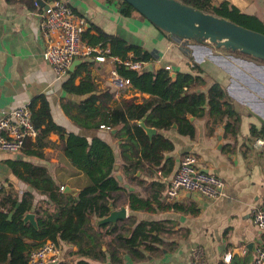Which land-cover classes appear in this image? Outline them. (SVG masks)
Wrapping results in <instances>:
<instances>
[{"label": "crops", "instance_id": "obj_1", "mask_svg": "<svg viewBox=\"0 0 264 264\" xmlns=\"http://www.w3.org/2000/svg\"><path fill=\"white\" fill-rule=\"evenodd\" d=\"M58 1L68 4L84 20L85 29L91 28V35H96L94 27H97L108 35L117 36L129 44L141 47L156 59L151 64L168 68L170 73L189 72V61L192 58V63L198 64L204 71L207 86L217 82L225 88L229 102L240 115L238 131L233 134L226 118L214 122L208 111L202 116L189 115L188 121L194 126L192 138L181 135L176 125L167 130H156L154 134H160L173 144V149L164 154V160L172 161L169 172L162 174L161 168H153L149 172L138 171L135 176L141 179L143 186L127 180L121 170L120 141L113 137L117 129H113L114 133L113 130L104 128L99 131H83L69 119L65 107L74 113L73 104L78 103L80 98L64 92L62 85L68 75L57 78L52 67L43 59L46 42L40 30L39 11L30 9L23 0H0V119L7 110L27 107L35 97L43 95L49 104L54 122L67 131L84 135L88 139L99 136L112 147L117 166L114 171L116 176L122 177V182L117 181L127 192L148 200L152 206L151 212H132L124 205L127 217L133 216L137 222H162L168 225V231L160 235L167 244V248H162L161 255L132 261L122 251V264H190L191 253L196 248L203 250L204 264H250L261 239V233L252 221V214L257 207L264 204V145L258 148L255 146L256 139L264 138H255L250 133L251 126L257 131L264 128L252 115L257 114L264 119L263 61L240 56L254 60L253 63L238 58L239 55L236 54L233 55L236 58L212 55L208 48L189 44H194V41L183 45L181 41L173 39V36L163 35L137 12H133L130 17H124L121 14L123 6L118 0ZM214 1L216 4L228 1L240 12L253 15L264 24V0ZM82 45L89 47L84 42ZM196 52L202 54L198 57L195 56ZM79 60L80 64L85 61L92 62L88 74L97 87V94L108 90L113 95L112 105L120 99L136 97L139 103L142 98L149 97L131 88L125 89L119 95L111 89L109 81L114 70L113 60L102 63H95L88 57ZM220 60L222 65L218 63ZM241 64L254 72L239 74V80L237 66ZM86 75L87 72L82 71L74 84L78 85ZM47 140L50 145L41 148V156L38 157L29 154L28 148L15 153L0 152V181L3 185L0 191V213L6 212L7 207L2 204H7V200L15 199L20 202L26 193H30L33 195V207L22 217L24 226H32L23 221L27 214L34 215L37 224L34 208H38L40 201L46 200L41 191L31 185L30 181L35 178L26 172L25 164L30 165L31 170L44 168L59 187L69 186L80 192L87 184L84 175L72 166L62 152L59 136L51 133ZM187 154L196 157L197 168L214 174L225 183L224 196L207 200L197 194L192 193L190 197H186V193H182L175 200L165 199L168 182L176 173L181 158ZM151 182L160 183L164 186L163 190L154 194L155 190L149 189ZM114 208L119 210L121 207ZM12 217L13 213H9L8 220ZM30 242L31 240L25 239V243ZM103 246L105 245H102V250L106 251ZM58 247L61 255L57 264H75L79 260H86L89 264H111L108 255L106 261L100 263L81 257L77 246L72 244L62 243Z\"/></svg>", "mask_w": 264, "mask_h": 264}, {"label": "trees", "instance_id": "obj_2", "mask_svg": "<svg viewBox=\"0 0 264 264\" xmlns=\"http://www.w3.org/2000/svg\"><path fill=\"white\" fill-rule=\"evenodd\" d=\"M23 1L30 9L36 10L33 0ZM43 1L48 3L52 0ZM118 1L123 6L121 14L124 17H130L136 12L130 5ZM178 1L203 13L224 18L238 26L264 34L262 21L253 15L240 12L228 1L218 4L214 0ZM94 30L96 35L90 34L91 28L84 29L81 41L92 50L101 49L106 58H116L115 71L130 81L132 90L149 97L142 98L139 103L136 97L120 99L112 105L113 95L108 90L97 94V87L88 74L92 62L85 61L73 72H67L68 78L63 82L62 88L67 95L80 98L78 103L73 104L74 113L66 107L65 112L71 122L83 131L117 129L113 137L120 141L121 170L127 180L143 186L141 179L135 176L138 171L149 172L153 168H161L164 174L169 172L172 166L171 159L164 160V154L173 149V144L158 133L149 140L139 125L141 120H144L146 127L157 131L176 125L181 135L192 138L194 126L189 123L188 116H202L208 111L214 122L226 118L233 134L238 131L240 115L229 102L225 88L217 82L207 86L204 71L198 64L192 63V58L189 61V72L175 71V78H172L170 71L164 67L153 72L129 70L123 65L126 60L149 64L155 63L156 59L141 47L129 44L117 36L108 35L97 27H94ZM231 53L248 57L239 52ZM94 55L96 53L92 52L88 58L93 59ZM82 71L87 72V75L75 85L74 81ZM27 108L37 135L34 142L26 141L22 150L28 148L29 154L41 156V148L50 145L47 140L49 134H57L62 152L72 166L84 175L87 184L76 196L66 195L55 185L44 168L31 170L30 165L25 164L26 172L35 178L30 181L31 185L39 189L46 200L40 201L38 208H34V213L37 214V228L24 226L22 222L25 212L33 207V195L26 193L20 202L9 199L7 204H2L7 210L0 213V262L27 264L30 252L46 241L56 246L62 243L77 246L81 257L100 263H104L108 255L111 264H122V251L132 261L161 255L162 248H167V244L160 238L162 233L168 231L166 223L137 222L133 216L117 221L113 228L110 224L96 226L94 223L96 219H102L109 214L110 202L114 207L125 205L132 212L152 211L148 200L127 192L117 181L112 147L99 136L88 139L84 135L67 131L54 122L49 104L43 95L35 97ZM230 129L228 130L231 131ZM250 133L255 138H264V128L257 131L251 126ZM163 187L158 182L149 184V189L155 190L154 194H159ZM9 213H13L10 220ZM25 239L31 242L25 243ZM102 245H105L106 251L102 250ZM75 264L89 262L79 260Z\"/></svg>", "mask_w": 264, "mask_h": 264}, {"label": "built area", "instance_id": "obj_3", "mask_svg": "<svg viewBox=\"0 0 264 264\" xmlns=\"http://www.w3.org/2000/svg\"><path fill=\"white\" fill-rule=\"evenodd\" d=\"M40 2H43L46 8L40 6ZM33 6L39 11L40 30L46 42L43 59L52 67L57 78L67 75L74 60L88 57L92 52L96 53L93 57L95 63L106 60H113L114 63L117 61L116 58L104 57L101 49L92 50L82 45L84 20L77 16L65 2L52 0L44 4L43 0H33ZM123 65L129 70L140 71L146 64L141 61L126 60ZM109 86L117 95L131 88L130 81L121 77L115 69L111 72ZM36 135L37 131L33 127L31 115L26 106L9 109L0 119V152H19L25 142L35 139ZM263 145L264 139H256L257 148ZM2 187L0 181V191ZM224 189L225 183L220 178L197 168L196 157L187 154L181 158L176 173L168 182L165 199L172 201L182 193H193L207 200H215L225 195ZM60 190L62 191L63 187H60ZM252 221L260 231L261 239L250 264H264V204L253 211ZM60 255L59 247L46 241L30 252L27 264H57ZM203 257V250L194 249L190 264H204Z\"/></svg>", "mask_w": 264, "mask_h": 264}, {"label": "water", "instance_id": "obj_4", "mask_svg": "<svg viewBox=\"0 0 264 264\" xmlns=\"http://www.w3.org/2000/svg\"><path fill=\"white\" fill-rule=\"evenodd\" d=\"M121 1L130 5L138 14L166 34L185 41H194L195 43L202 44V42H207L216 49L223 48L226 51L239 52L245 56L264 62V34L243 28L224 18L203 13L192 7L183 5L178 0ZM40 6H44L43 2H40ZM80 63L81 60H74L68 71L72 72ZM159 68H161L159 64L149 63L140 71L153 72ZM171 76L175 78L176 74L171 73ZM252 115L264 126V119L260 118L257 114ZM139 125L143 128L149 139L156 133L154 128L146 127L144 121H141ZM112 133H114V130ZM114 169L116 170L117 166ZM116 177L119 182H122L120 175ZM62 193L75 196L79 193V190L65 186ZM186 197H190V193H186ZM126 217L127 212L124 206L116 210L110 202L109 214L102 219H96L94 223L96 226L110 224L111 228H113L118 220H124ZM23 221L24 223L29 222L34 227L37 226L32 214L25 215Z\"/></svg>", "mask_w": 264, "mask_h": 264}, {"label": "rangeland", "instance_id": "obj_5", "mask_svg": "<svg viewBox=\"0 0 264 264\" xmlns=\"http://www.w3.org/2000/svg\"><path fill=\"white\" fill-rule=\"evenodd\" d=\"M173 36V35H172ZM173 39H176V40H178V41H181L182 43H183V45H188L187 43H189V41H185V40H182V39H179V38H177V37H175V36H173ZM207 43V42H206ZM190 45H199V46H201V47H205V48H208V49H210L211 51H212V55H220V56H226V55H228V56H232V57H235L236 58V56H233L234 54H232L231 52H228V51H226V50H224L223 48H219V49H216L213 45H211L210 43H208V44H210L211 46H209L208 44H201V43H194V44H192V42H190L189 43ZM191 49V48H190ZM200 54H202V53H200ZM199 52H196V55L195 56H198L199 57ZM193 57V56H192ZM238 58H240V59H245V60H247V61H250V62H253V63H255L254 62V60L252 61L251 59H246V58H242V57H240V56H237ZM194 59V58H193ZM208 59H209V55H208ZM221 62H222V60H220L218 63H219V65H222L221 64ZM253 63H251V64H253ZM225 65V64H224ZM254 65H256V64H254ZM220 67H223V66H220ZM226 67H228V65H226ZM224 68V67H223ZM237 68H238V71H239V73H238V79L240 80L241 79V76L239 75V74H241V73H245V72H249V71H253V70H250V69H248L249 67H245L243 64H241V65H238L237 66ZM254 72V71H253ZM237 75V74H236ZM234 78H236V76L234 77Z\"/></svg>", "mask_w": 264, "mask_h": 264}]
</instances>
